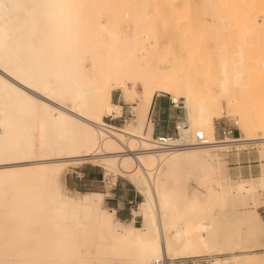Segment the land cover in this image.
I'll return each mask as SVG.
<instances>
[{
	"label": "bare ground",
	"instance_id": "bare-ground-1",
	"mask_svg": "<svg viewBox=\"0 0 264 264\" xmlns=\"http://www.w3.org/2000/svg\"><path fill=\"white\" fill-rule=\"evenodd\" d=\"M132 2L0 0V264H150L162 255L206 254L215 255L211 264H264V252L246 249L264 247V167L259 176L233 180L215 152L264 143V119L237 61L243 47L235 56L234 39L207 44L206 80L195 76L197 67L195 77L172 73L157 58L171 35L144 25L142 9L127 8ZM217 27L220 39L234 32L223 19ZM248 29L233 34L242 45ZM116 88L135 111L121 127L103 118L121 114L112 102ZM161 92L182 99L187 113L169 148L157 146L147 129ZM225 108L242 137H216L214 118ZM198 130L206 145H196ZM85 157L140 189L145 228L119 221L104 205L105 193L66 188L65 167ZM178 158L210 166L203 194L167 187V167Z\"/></svg>",
	"mask_w": 264,
	"mask_h": 264
},
{
	"label": "rangeland",
	"instance_id": "rangeland-1",
	"mask_svg": "<svg viewBox=\"0 0 264 264\" xmlns=\"http://www.w3.org/2000/svg\"><path fill=\"white\" fill-rule=\"evenodd\" d=\"M116 1L120 2L121 0ZM208 1L210 5L205 7L202 0H133L127 8L133 11L139 8L142 9L144 14L143 24L154 26V31H161L162 27L167 28L166 34L171 35L172 43L170 45L167 44L166 36L157 52V58H159L162 65L171 64L172 73L181 72L186 78L193 77L194 74L192 72L194 70L192 71V69L197 67L195 76L198 75V79L206 80L208 78L207 56L203 53V49L207 44L220 45L222 43L221 40L234 39V41H229V46H233H231L232 49L227 46L231 52L234 49L235 56L240 51V48L243 47L244 53H241L242 57L241 55L238 56L239 59L237 61L243 63L247 71L248 80L251 83L249 96L252 94L255 99L254 111L257 116L264 119V67L261 65V60L264 58V0ZM118 6H121V3ZM221 19L227 21L229 27H236V29L232 27V31L231 29L228 30L230 32L234 30L230 34L232 37L228 35V32L225 33L227 30L225 28L226 30L223 29L222 32L225 34L222 35L227 34L228 37L223 39L222 36L220 39V35H218L220 29H218L217 23ZM208 22L211 24V30L207 28ZM244 25L249 26V29L246 31V41L242 45L244 39L241 37L245 33L241 35V41L237 42L236 31L240 35L241 26L243 27ZM180 67L184 70H180ZM112 102L122 105L121 114L116 117H113V115L104 116L105 122L121 127L133 121L135 111L132 107V102L125 98L121 89L116 88L113 90ZM177 104L180 107H184L182 99ZM222 105L225 107L224 103ZM183 109L186 113L185 107ZM235 120L236 116L230 114L225 108V112H222L219 118L218 116L214 118L216 137L219 139L242 137L243 133L238 128ZM186 123L187 116L185 117ZM223 127L231 129L232 132L226 135L223 134ZM239 146V149L235 145H230L227 149L217 148L215 151L220 158L226 160L227 174L233 180L245 176L258 175L261 167L260 158H264L261 155L264 154V143H249L245 146ZM87 158H81L77 161L74 159L67 164L62 178L66 188L78 192L98 190L105 193L104 205L109 210L115 209L119 221L126 225L145 228L146 220L139 208V203L144 199L140 189L129 178L105 169L102 163H99L94 158ZM243 159L246 162L242 163ZM248 164L253 165L252 170L240 171V165ZM177 168L178 179L170 182L169 185L177 193L185 190L198 192L200 187H198L197 183L198 170L196 166L180 162ZM107 177H111L112 180L116 179V184H106L105 179ZM210 212L217 215L219 209L215 206ZM260 214L261 216L263 215L264 220L263 208L260 209ZM246 249L247 251L264 252V247L262 246H248Z\"/></svg>",
	"mask_w": 264,
	"mask_h": 264
},
{
	"label": "crops",
	"instance_id": "crops-1",
	"mask_svg": "<svg viewBox=\"0 0 264 264\" xmlns=\"http://www.w3.org/2000/svg\"><path fill=\"white\" fill-rule=\"evenodd\" d=\"M184 107H180V105L175 102L171 95L161 92L155 94L152 100V103L148 110L147 115V129L153 136L156 135H164V134H176V126L179 124L185 123V117L187 113H185ZM149 119V120H148ZM181 124V125H182ZM244 156V155H242ZM259 158H260V151H259ZM261 159V167L258 175L262 173V169L264 167V158ZM180 162H184L187 165H195L196 169L198 170L197 176V183L200 190L198 192H190L189 196L193 194H203L210 185V166L204 163H192L189 164L185 162L182 158H178L174 161L169 167H167L168 176L166 179V185L169 189L174 190L171 187L170 182L176 181L177 174H178V165ZM246 162L245 159L242 160V163ZM251 164L248 165H240V171L252 170ZM227 172V171H226ZM253 175L245 176V177H255ZM175 191V190H174ZM187 191V190H185Z\"/></svg>",
	"mask_w": 264,
	"mask_h": 264
},
{
	"label": "built area",
	"instance_id": "built-area-1",
	"mask_svg": "<svg viewBox=\"0 0 264 264\" xmlns=\"http://www.w3.org/2000/svg\"><path fill=\"white\" fill-rule=\"evenodd\" d=\"M182 126H186L185 123ZM231 129L222 128L223 134L231 133ZM181 135L179 133V126H176V134H164V135H156L154 136L157 146L160 148H169L174 146V138H180ZM195 143L196 145H206L207 139L204 133L201 130L196 131L195 135ZM182 143V142H181ZM180 146H186L185 143H182ZM134 153H136L134 151ZM105 183L108 185H115L116 179L112 180L111 177H107L105 179ZM224 256V255H222ZM215 255H191V256H182V257H172L168 255H162L160 257L154 258L151 260L150 264H211L214 261Z\"/></svg>",
	"mask_w": 264,
	"mask_h": 264
}]
</instances>
